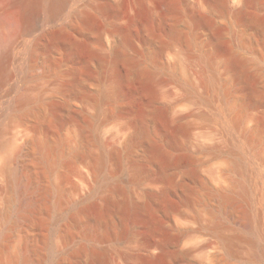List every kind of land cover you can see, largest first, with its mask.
<instances>
[{
	"label": "rangeland",
	"instance_id": "rangeland-1",
	"mask_svg": "<svg viewBox=\"0 0 264 264\" xmlns=\"http://www.w3.org/2000/svg\"><path fill=\"white\" fill-rule=\"evenodd\" d=\"M66 8L54 19L48 20L44 10L27 19L23 2L0 0V229L8 227L7 237L0 238V264H24L25 253L31 254L29 264H264V236L253 243L240 223L248 208L255 215L261 209L264 216V198L259 196L264 188V104L242 97L234 103L235 113L242 116L237 134L256 125L259 129L251 142L239 140L247 145L246 169L255 186L248 196L232 186L241 178L234 166L242 154L221 118L222 112L231 113L233 103L207 95L204 58L210 57L219 78L236 86L225 63L232 47L233 57L249 62L244 68L249 83L264 84V33L252 23L253 17L264 19V0H71ZM13 9L21 12L19 24H1L5 11ZM86 15L91 16L92 32L83 29L81 19L74 20ZM54 32L80 46L79 73L73 71L70 51L50 43ZM126 35L125 57L146 65L148 75L131 72L115 56ZM27 44L35 51L32 58L25 56ZM79 77L83 89L74 86ZM102 90L115 94L101 99ZM25 94L67 101L73 109L70 114L58 111L65 117L60 135L69 146L58 151L44 180L63 192L59 197L52 192L50 209L42 212L46 225L40 229L28 213L20 224L13 223L21 199L28 203L40 198L36 163L22 155L20 166L8 157L25 138H53L57 124L47 114L24 117L19 109L7 108ZM37 105L34 100L25 108ZM147 113L144 137L137 134L138 121ZM152 145L161 150L165 172L152 163ZM115 149L118 157L100 161L103 151ZM18 166L20 180L31 184L21 193L14 177ZM165 189L160 202L153 203L148 190ZM111 203L127 208L112 209ZM80 206L103 220L82 215L71 220ZM28 237L38 246L37 254L25 248ZM225 238L235 241L234 253L228 252Z\"/></svg>",
	"mask_w": 264,
	"mask_h": 264
},
{
	"label": "bare ground",
	"instance_id": "bare-ground-1",
	"mask_svg": "<svg viewBox=\"0 0 264 264\" xmlns=\"http://www.w3.org/2000/svg\"><path fill=\"white\" fill-rule=\"evenodd\" d=\"M17 1H21L24 3L25 9H22V10H25L24 12H26L25 16L27 17V19H30V18L32 19L33 15H36L41 10H44L45 14H46V18L48 20H50V19H54V18L58 17L59 15H61L71 0H17ZM72 1H74V0H72ZM224 3H226V2H224ZM224 3H223V6L226 9V5ZM105 4H108V2L105 1ZM105 6L107 7V5H105ZM7 8H5V9H7ZM244 9H245V7L242 6V7H240V9L238 8V11L241 13V11H243ZM22 10H20V11H22ZM170 12H172V10H170ZM0 14H1V12H0ZM18 14H21V12L19 13V10H18V12L15 11L14 9L5 11L4 19H3L1 24L5 23V24H9V25L10 24L11 25H15V24L18 25L19 24V15ZM78 16H80V15H78ZM78 16L75 17L74 20L78 22L81 19L83 21V23L85 24L84 25L85 28H83L85 31H87V32L94 31V26L92 25L90 15H86L84 17H78ZM0 20H2V19H0ZM198 21L201 22L202 24L206 25V26L211 25V23H209V21H207V20H201L200 19ZM252 23L256 29H258L259 31L264 33V19H261L259 17H253ZM0 36L2 37V35H0ZM1 37H0V43L2 42V38H3V37L2 38ZM127 38H128L127 35L123 37L121 45L115 49V52H114L115 56L118 59L125 60V62L129 66L131 72L140 73L142 75H148L150 73V69L148 67H146V65L145 66L140 65L137 62L132 61L131 59L125 57L122 47H123V44L128 41ZM10 39H11V37H10ZM48 39H49L50 43H53L55 45H59V46L70 51V53H71L70 58L72 60H74V62L76 64L75 68H73V71L75 73H79V68L81 67L80 62L78 61V57H79L78 53L80 51V46L74 40H69L66 37H64L62 35V33H55L54 32V33L49 35ZM218 39H219L218 36H215L213 41L217 42ZM19 40H21V39H19ZM22 41L23 40L18 41V43L22 42ZM164 43L165 42H162L160 44V47H162L164 45ZM9 45L11 46V44H9ZM32 45H34V44L32 43ZM32 45L27 44L25 47H23L24 51L26 53L25 56L27 55L28 58H32L33 53L35 54V51H34ZM38 45L40 47V44H38ZM35 46H37L36 43H35ZM11 47L13 48V46H11ZM228 50L230 51V52L228 51V53L230 54V58H227L225 63L227 65V67L229 68V72L232 73V75L235 77V79L237 81V85L232 86L229 81L224 80L222 78H219L216 74V71H215V68L213 65L214 63H212L210 57L205 54L204 58L206 60L207 69H208V76L206 78L207 95L213 96L214 99H221V100H225L228 103H233L232 108H231L232 111L230 114L223 115V112L221 113V118L223 121V129L229 133L231 140L236 142L235 147L238 150L239 154H242V159L239 160V162H237L234 166L235 168H239L241 170V178L236 179L235 181L233 180L234 182H232L233 183L232 186L234 187V189H238L239 192H242V193L249 196L251 194V192H253V190H255V186H254V183L252 182L253 181L252 177L248 174L247 169H246V167L249 165V162H247L246 157H244V154L246 153V149H247L246 146L247 145L243 144V142L239 143L240 142L239 140L247 137L246 138L248 140L247 143L251 142L254 135L259 131V129H258V126L256 125V127L248 129L247 131H243L242 135H238L237 134L239 132L238 129L241 127V124H242V116H240L241 114H239L238 112L235 113L236 107L234 105L237 104L238 101L240 102L239 99L241 97L246 98L247 101L252 102L253 104L255 102H262L264 104V84H262L258 87L252 86L249 83L250 80L248 81L247 80L248 78H246L247 75L245 76V74H244V68L247 66V64H249L247 58L245 59L244 56H243L244 58L242 56L241 57H237V56L233 57L232 56L233 55L232 47H230ZM10 53H11L10 55L12 56V52H10ZM80 53H81V51H80ZM231 53H232V55H231ZM262 60H263V58H262ZM28 65L31 68L33 66H35V64L32 63V60H30V59H29ZM17 68H19V67H17ZM3 70L6 71V68H4ZM5 71H3V72H5ZM6 72H8V71H6ZM19 72L21 73V71H19ZM20 73L18 75H21ZM25 75H26V73H25ZM6 76H8V75H6ZM6 76H5V78H6ZM10 77H12L11 74H10ZM8 79H9V77H8ZM12 80H13V78H12ZM21 80H22V78H21ZM9 81H11V78L9 79ZM74 86H76V89L77 88L83 89L84 86L82 84V79L80 77L75 81ZM189 86H190V89L193 91V86L191 84ZM14 87H15V84L10 89L8 88L9 89L8 93H7V91H6V93L9 94L12 90H14L13 89ZM64 89L72 90L74 88H64ZM3 90H5V89H3ZM111 94L114 95L115 93H113L111 91L107 92V91L102 90L100 92L99 96L101 99H104L106 97L111 96ZM236 94H238V95H236ZM9 95H11V94H9ZM33 99L35 101H37V104H38L37 107L25 108V106L28 107V104L30 105V103L32 101H34ZM9 102L7 101V103H9ZM3 104H5V103H3ZM7 108L10 111L13 109L14 110L19 109L22 112V115L24 117L33 115L35 113H38L40 115L41 114L42 115L47 114L49 116V118H51L57 124V127L53 130V135H54L53 138L40 139V140L37 138H30V137L25 138L24 141L16 147L15 153L13 155H11L10 157H8V161H11V162L15 161L14 163H17V164L19 163V165L20 164L22 165V161L20 163L19 160H21V159H19V158L22 155L28 156L30 163H33V162L36 163V165H34L35 169H33V171L35 170L36 173L38 174L37 176H40L39 179L41 178L39 185H37L38 186L37 187L38 195H40V198L35 199L32 202H28V203L26 202L27 201L26 199H25L26 201L24 199H21L20 204L17 208L18 209L17 210L18 218L15 222H13V221L12 222L15 223V225L20 224L22 222V219L26 215V213H28V215H31V217H32L31 218V224L34 227H36L38 229L44 228L46 225V218H44L42 216V212L46 213L48 211V209H50V206H48L49 197L51 198V195H53L52 192H56L58 194V197L63 192V189L60 185H56L54 187L49 186L44 180L45 175H46V173H48L49 171H52L54 169V165L56 163V157L59 153L58 151L59 150L63 151L66 148H68V146H69L68 141L62 139V137L60 135V129L64 125L63 120L65 117L63 115H60L61 112H60V114H58V111L62 110L64 112H66L67 114L68 113L70 114L73 109H72L70 102H67V101L58 102V101H53V100H46L45 98H41V97L33 98L29 94L23 95V97L18 102L9 103L7 105ZM149 117H150L149 113L140 117V119L138 121V123H139L138 132H137L138 135H143L144 137H147L146 125H147V121H148ZM260 121H261V123L264 122V118L260 119ZM258 125H260V123ZM41 128H45V126H41ZM157 147L158 146H155V145L150 146L151 160L155 166L159 167L163 172H165V170L167 169V166L165 165V163L163 162V160L161 158V150ZM164 153L166 154V152H164ZM118 156L119 155H118L117 149L112 150V151L106 150V151H103L101 153V155L99 156V159H100V161H102L104 163L106 160L111 159V158H116ZM37 160H39V162ZM20 166H18L19 170H16L14 177H15V181L17 183V185H16L17 189L21 193V191L29 188L31 186V184L24 183L22 181L23 179L20 180L21 179L20 176L22 174L20 171V169H22V168H20ZM234 167H233V169H234ZM101 168H102V166H101ZM35 171L33 173H35ZM252 171L254 174H256L254 169ZM34 175L36 176V174H34ZM35 186H36V184H35ZM32 187H33V184H32ZM167 190L168 189H165L160 193H154V192L148 190L147 193L151 197L152 202L155 203V202H160V200L165 196V192H167ZM259 196L264 198V188L260 189ZM230 202H232V201H230ZM230 202L228 203V205L230 204L229 206H231ZM24 206H26V208H24ZM110 206L112 209L115 208V209L120 210L122 212L127 208V205L125 203H122L121 205H117V206L111 203ZM232 206H234V205L232 204ZM77 211H78V214L72 215L71 220H73V221L76 220V218L79 217V215L80 216L82 215L84 217V219H86V220H90V221L93 220L94 222H101L103 220L102 216L92 215L88 211V208H86V206L78 207ZM5 213H6V211H5ZM4 218H5V223L8 224L7 216H4ZM240 223H241V226L248 231V233H249L248 238L253 243H257L258 238L264 236V216H263V211L261 209H259L257 211L256 215L253 214V212L251 211V208L246 209L245 211H243V216L240 220ZM9 225H11V223ZM7 228L5 226V227L0 229V238H6L7 237V235H8ZM30 237H28V239H27L28 241H27V243H25L26 244L25 248L27 246L28 247L30 246L32 254L34 255L35 253L37 254L39 252V248H38V246H36V244H34L35 243L34 240ZM224 243L226 244V246L228 248V252L230 254L235 252V250H234L235 241L233 239L225 238ZM26 249L29 250V248H26ZM26 252H27V250H26ZM23 255H24L23 256L24 257V259H23L24 264H29L31 254L29 255V254L25 253ZM263 257H264V253H263ZM9 263H11V260Z\"/></svg>",
	"mask_w": 264,
	"mask_h": 264
}]
</instances>
